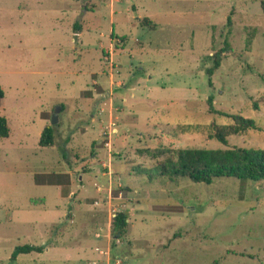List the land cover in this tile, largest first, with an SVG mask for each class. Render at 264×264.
Listing matches in <instances>:
<instances>
[{"label":"rangeland","instance_id":"obj_1","mask_svg":"<svg viewBox=\"0 0 264 264\" xmlns=\"http://www.w3.org/2000/svg\"><path fill=\"white\" fill-rule=\"evenodd\" d=\"M261 1L0 0V116L9 127L0 139V264H93L106 247L93 233L106 227L90 215L105 200L110 219L128 214L112 264H264V183L170 180L159 166L177 148H264ZM116 88L121 136L108 149L97 133L110 122L91 114ZM208 97L257 128L219 142L213 125L232 120L210 112ZM46 125L54 145L41 147ZM73 165L80 170L57 178L70 184L62 194L37 183ZM24 244L43 250L13 259Z\"/></svg>","mask_w":264,"mask_h":264},{"label":"trees","instance_id":"obj_2","mask_svg":"<svg viewBox=\"0 0 264 264\" xmlns=\"http://www.w3.org/2000/svg\"><path fill=\"white\" fill-rule=\"evenodd\" d=\"M260 8L264 13V1H261ZM230 22V19H228ZM113 37V33L111 34ZM125 37L120 36V40ZM229 43L224 40V51L229 50ZM223 51L215 53L216 60L208 74L212 75L213 70L217 69L220 62V54ZM4 95L0 86V98ZM211 97L207 102L209 111L231 118L232 122L226 125H213L214 133L211 135L219 142L225 144L226 138L230 135L241 134L249 129H256L257 125L253 118L242 116L238 113H228L215 110L211 103ZM254 109H258V103L253 102ZM166 133L177 135L178 131L163 125ZM9 135L7 120L0 116V139ZM54 129L46 125L39 138L41 147H50L54 145ZM157 156L167 153V149H157L154 152ZM161 175L178 178L185 177L192 182L211 183L216 178H235L242 183L260 182L264 183V148L253 147H227V148H177L171 151V154L159 163ZM52 175V174H51ZM57 178L65 177L69 179V174H57ZM243 186V185H242ZM243 189V187H242ZM128 214L126 211H118L110 219V234L112 238V248L115 240L123 239L127 233ZM42 246L38 245H18L12 252V258L15 259L19 254L31 252H41Z\"/></svg>","mask_w":264,"mask_h":264},{"label":"crops","instance_id":"obj_3","mask_svg":"<svg viewBox=\"0 0 264 264\" xmlns=\"http://www.w3.org/2000/svg\"><path fill=\"white\" fill-rule=\"evenodd\" d=\"M110 12H111L110 14L113 15L114 11H110ZM122 36L124 37V35H122ZM114 38H115L114 36L112 37L110 35V42H109L108 48L111 47V45L113 43L112 40ZM103 52H106V50L104 48L102 49L101 53H103ZM111 52L112 51L110 50V53ZM117 90L118 89L116 88V89L110 90L111 91L110 93H105L103 95V97H105L106 99L104 101H99L104 106H101L99 108V110H97L96 113L91 114V120L94 119L95 116H101L102 118H104V121H103L104 123L114 122L116 124V126L114 128V134L112 136L113 140H117V138H119L121 136L120 125H121V121L123 120L122 119L123 112H122V108H121L120 104H114L116 99H119L123 96L122 93L117 91ZM94 95H95V98H99L98 96H100V93L98 95L96 92H94ZM116 107L119 108L120 111L116 110L117 109ZM100 122L103 123L101 120H100ZM102 126L103 125H100L97 135L100 134V130L102 129ZM99 138L100 137H97L98 141H99ZM112 138L110 140L109 146L107 147L108 149H110V147L112 146L111 145ZM91 159L92 160L90 161V165L88 166L90 169L92 168V166L94 165L95 162L96 163L98 162V161H96V156L92 157ZM73 166L66 169V170H63V171L50 172V173L42 172L43 173V174L41 173L42 175L52 174V176H54L55 180H51L50 182H37V183H43L45 185H54L57 187V193L62 194L64 192V190H68V188H70V184L66 187L64 184H62V182H60V180L57 179L56 175L57 174H69L72 176L74 173H76L78 170H80L79 168H77L75 166L73 167ZM101 167L105 169L104 173H111V172L113 173V171L110 169L111 167H110L109 163L102 162ZM99 174L103 178V172L101 171ZM99 190H100V188L96 189L97 192ZM68 194H71L70 190L68 191ZM98 206L99 207L95 208V210L91 213L90 218L91 219L93 218L92 220H94L96 223H98V222L105 223L106 230H105V233H103V234L100 231H94L93 235L95 238H98V239L104 238V240L106 242V244H105L106 247L104 248V250H101L98 248V252L101 253L102 255H100V257L98 259H94L93 264H112V262L108 261L110 259L108 256L109 252L111 251L112 253H114V251H115V248L112 249V247H111L112 241H111V245H110L111 234H110L109 211H110V207H111V202H109L108 200H105L104 204H100ZM67 216L69 217V219L71 218L69 221L72 222V216L68 215V214H67ZM96 234H99V236H96ZM55 243H57V242H54V244H50V245H55ZM96 247L97 246H95V248ZM117 247L120 248L121 250L123 249V251L124 250L126 251V249H124L125 248L124 241L119 243V245H117ZM48 249H50V248H48Z\"/></svg>","mask_w":264,"mask_h":264},{"label":"built area","instance_id":"obj_4","mask_svg":"<svg viewBox=\"0 0 264 264\" xmlns=\"http://www.w3.org/2000/svg\"><path fill=\"white\" fill-rule=\"evenodd\" d=\"M109 124L110 125L102 128V131H101L102 140H104V144L107 147L110 144V138L114 134V128L116 126V124L114 122H110ZM112 216H114V215L112 214ZM96 236H99V234H96ZM117 242H118V239H117ZM96 250H97V248H96Z\"/></svg>","mask_w":264,"mask_h":264},{"label":"water","instance_id":"obj_5","mask_svg":"<svg viewBox=\"0 0 264 264\" xmlns=\"http://www.w3.org/2000/svg\"><path fill=\"white\" fill-rule=\"evenodd\" d=\"M57 121H58V119H57V113L54 112V113H52V115H51V124H56Z\"/></svg>","mask_w":264,"mask_h":264}]
</instances>
